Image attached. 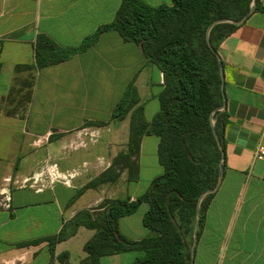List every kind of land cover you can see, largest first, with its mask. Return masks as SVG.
Here are the masks:
<instances>
[{"label":"crops","instance_id":"obj_1","mask_svg":"<svg viewBox=\"0 0 264 264\" xmlns=\"http://www.w3.org/2000/svg\"><path fill=\"white\" fill-rule=\"evenodd\" d=\"M141 1L151 7L171 5V0ZM259 1L263 10L254 12L219 48L229 118L227 167L206 213L195 264H264V157L256 155L264 146V0ZM122 2L0 0V195L2 202L11 199L9 209L0 207V264H63L58 257L66 252L70 263L78 264L95 234L85 227L58 244L54 256L47 242L25 245L58 236L76 214L95 212L106 199L136 201L164 172L159 139L145 136L138 182L121 176L114 185L86 189L112 165L117 156L110 153L121 135L127 150L130 117L115 123L112 116L129 86L137 88L148 123L160 110L163 73L144 58L137 44L106 30L63 63L38 68L35 62L39 36L61 48H79L115 21ZM11 94L16 102L6 109ZM96 130L102 133L98 144L73 149ZM49 158L62 172H80L72 187L57 184L37 193L12 184ZM144 175L148 185L142 191ZM106 190L110 194L105 199ZM148 210L143 203L135 214L121 218L120 233L132 241L155 237L143 223ZM142 255L103 257L100 264H134Z\"/></svg>","mask_w":264,"mask_h":264},{"label":"trees","instance_id":"obj_2","mask_svg":"<svg viewBox=\"0 0 264 264\" xmlns=\"http://www.w3.org/2000/svg\"><path fill=\"white\" fill-rule=\"evenodd\" d=\"M252 3L253 0H171V5L151 7L141 0H123L115 21L79 48H61L44 35L38 37L35 45L38 68L63 63L90 47L102 31L115 30L126 42L137 44L144 58L163 73L160 110L149 123L144 118L137 88L131 84L126 90L112 120L121 123L130 117L127 150L86 189L114 185L126 170L128 182H138V159L145 136L159 139L158 158L164 172L136 201L107 199L95 212L84 210L76 214L58 236L25 246L47 242L54 256L58 244L85 227L95 234L84 246L87 256L78 264H100L103 257L128 252L143 253L134 264H192L199 198L217 186L221 164L225 171L227 167L225 130L229 118L226 110L219 111L225 103L219 48L239 27L230 23L214 27L209 37L213 49L208 44L207 31L217 20H242ZM262 10L256 0L254 12ZM1 71L0 62V75ZM15 102L11 94L6 109ZM213 123L222 149L215 139ZM214 197L215 194L207 196L201 204L199 239ZM143 203L149 205L144 226L157 235L132 241L120 233L119 220L135 214ZM58 259L71 264L67 252Z\"/></svg>","mask_w":264,"mask_h":264},{"label":"built area","instance_id":"obj_3","mask_svg":"<svg viewBox=\"0 0 264 264\" xmlns=\"http://www.w3.org/2000/svg\"><path fill=\"white\" fill-rule=\"evenodd\" d=\"M100 133V132H99ZM97 131L91 132L86 137L87 141H81L74 146L73 149H87L90 146H94L99 142L100 134ZM257 157H264V146H260L256 152ZM79 175L78 171L62 172L57 163L53 162L50 158L41 164L33 174L22 179H16L13 181V185L19 189H33L37 193L44 192L53 188L57 184H63L68 187H72V181ZM11 183V180H8ZM11 199L2 202L1 207L10 208L9 201Z\"/></svg>","mask_w":264,"mask_h":264},{"label":"water","instance_id":"obj_4","mask_svg":"<svg viewBox=\"0 0 264 264\" xmlns=\"http://www.w3.org/2000/svg\"><path fill=\"white\" fill-rule=\"evenodd\" d=\"M255 1L256 0H253V3H252V6H251V10L249 11V13L240 21H233V20H217L216 22H214L209 28H208V31H207V40H208V44L209 46L212 48L211 46V43H210V40H209V37H210V33L212 31V29L220 24H224V23H230V24H233L235 26H238L240 27L241 25H243L247 20L248 18L254 13L255 11ZM213 49V48H212ZM220 73H221V76H222V79H224V67L222 65V63H220ZM222 91L223 93L225 94V85L223 84L222 85ZM225 96V95H224ZM226 110V103H224V105L219 109V111H224ZM213 133H214V136H215V139L217 140V143L219 145V147L222 149V146H221V141H220V138H219V135L215 129V123H213ZM224 175H225V167H224V164L222 163L221 164V167H220V174H219V179H218V183H217V186L213 189H210L206 192H204L201 197L199 198V201H198V207H197V218H196V224H195V227H194V233H193V243H192V247H191V259H192V264H195V253H196V248H197V245H198V241H199V237H198V232H199V228H200V224H201V204L203 202V200L209 196V195H212V194H215L221 187L222 183H223V179H224Z\"/></svg>","mask_w":264,"mask_h":264},{"label":"rangeland","instance_id":"obj_5","mask_svg":"<svg viewBox=\"0 0 264 264\" xmlns=\"http://www.w3.org/2000/svg\"><path fill=\"white\" fill-rule=\"evenodd\" d=\"M97 131V130H96ZM98 133H99V131H97ZM100 134V138L98 139V140H100L101 138H102V133L100 132L99 133ZM125 136H123V135H121L119 138H117L116 140H115V142H114V146H115V150L113 149L112 150V153H110V157L112 156V158L116 155V156H118V155H120L121 153H123V152H126V149H125V145H124V143H123V141H124V138ZM88 139H89V137H88ZM125 142V141H124ZM98 144V143H97ZM96 145V144H95ZM74 148V147H73ZM65 153V152H64ZM115 160V157L112 159V161H114ZM112 164H113V162H112ZM80 173V172H79ZM122 177L123 178H127L128 177V171L126 170V171H124V172H122ZM147 177L148 176H146V175H144L143 176V178H142V187L144 188L142 191H144L146 188H147ZM110 188V187H109ZM108 188V189H109ZM106 194V195H105ZM110 194V190H106V193H103V195H102V197H104L105 199H106V197L108 196ZM107 200V199H106ZM2 201H3V197L0 195V204H2ZM0 207H1V205H0Z\"/></svg>","mask_w":264,"mask_h":264}]
</instances>
